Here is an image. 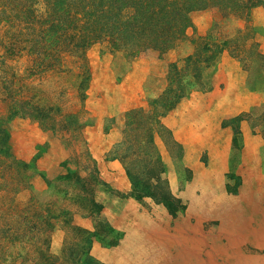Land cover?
<instances>
[{
  "label": "rangeland",
  "instance_id": "374dc122",
  "mask_svg": "<svg viewBox=\"0 0 264 264\" xmlns=\"http://www.w3.org/2000/svg\"><path fill=\"white\" fill-rule=\"evenodd\" d=\"M192 20L186 36L163 57L130 58L104 45L91 47L83 95V67L72 58L64 70L31 77L25 55L0 64V120L9 131L13 153L27 163L26 187L15 198L22 206L34 196L61 213L48 249L64 264L86 258L83 264H159L162 253L170 264L174 259L177 264H198L195 251L192 260L183 259L188 244L202 248L206 241L210 250L226 242L220 226L230 220L229 209L248 212L263 204L264 58H242L255 57L251 52L256 42L264 54V9L254 8L248 18L205 9L193 12ZM246 35L238 56L225 49L203 68L201 84L188 77L187 95L163 117L182 146L178 157L156 139L179 208L174 212L151 196L134 195L116 146L125 112L150 107L167 86L170 64L183 66L193 52V38L221 42L237 36L244 40ZM13 74L9 86L15 96L41 106L53 128L30 116L8 115L3 81ZM75 113L81 129L66 122V114ZM74 173L86 179V188ZM31 249L33 256L31 246L12 247L15 259L9 258L8 264H21L19 254ZM257 252L264 255V250ZM202 255L207 257L203 249Z\"/></svg>",
  "mask_w": 264,
  "mask_h": 264
},
{
  "label": "trees",
  "instance_id": "16d2710c",
  "mask_svg": "<svg viewBox=\"0 0 264 264\" xmlns=\"http://www.w3.org/2000/svg\"><path fill=\"white\" fill-rule=\"evenodd\" d=\"M259 7L264 9V0H0V64L25 55L31 61V77L49 70H64L67 58H72L83 67L79 85L83 95L88 77L86 57L91 47L104 45L130 58L163 57L193 27V12L211 9L223 17L248 18ZM248 37L221 42L207 36L193 38V52L185 57L183 66L170 64L167 86L151 100L150 107H133L125 112L122 136L116 146L121 149L119 157L134 195L151 196L174 212L179 208V199L169 191L156 139L160 137L178 157L182 146L163 117L187 95L188 77L201 84L203 68L225 49L234 54L241 51L239 44L245 45ZM255 46L251 52L255 57L242 58L243 61L264 58L257 42ZM13 77L14 74L3 81L8 115L30 116L53 128L41 106L15 96L9 86ZM66 116L68 124L82 128L78 113ZM26 171L27 163L13 153L9 131L5 121L0 120V264H8L14 255L11 248L18 244L31 246L34 253L32 256L31 249L25 255L19 254L21 264H64L48 249L61 213L40 204L34 196L22 206L16 201V194L26 187ZM71 176L83 188L88 185L77 173ZM78 260L70 264H77Z\"/></svg>",
  "mask_w": 264,
  "mask_h": 264
},
{
  "label": "bare ground",
  "instance_id": "6f19581e",
  "mask_svg": "<svg viewBox=\"0 0 264 264\" xmlns=\"http://www.w3.org/2000/svg\"><path fill=\"white\" fill-rule=\"evenodd\" d=\"M261 203L263 204L259 206L254 204V210L250 208L248 212L229 209L230 220L227 221L226 217H223L226 221H222L220 226L221 233H227L228 240L220 245L212 246L210 250L205 247V245L207 246L206 241L205 244L203 241L202 248L197 244H194V247L188 244V255L184 256L183 259L192 260L194 257L190 256L195 251L198 256L194 259L198 264H264V255L257 252L264 250V199H261ZM207 210L213 215L217 212L215 209ZM235 233L238 235L234 236ZM202 249L203 254H207L206 258L202 255ZM175 260H173L174 263L172 261V264H176ZM159 261V264H170L169 258L165 257L164 253H162Z\"/></svg>",
  "mask_w": 264,
  "mask_h": 264
},
{
  "label": "crops",
  "instance_id": "0c3cea01",
  "mask_svg": "<svg viewBox=\"0 0 264 264\" xmlns=\"http://www.w3.org/2000/svg\"><path fill=\"white\" fill-rule=\"evenodd\" d=\"M148 253V252H147ZM160 259V256L158 257ZM154 264V263H153ZM156 264V263H155ZM177 264V263H176Z\"/></svg>",
  "mask_w": 264,
  "mask_h": 264
}]
</instances>
